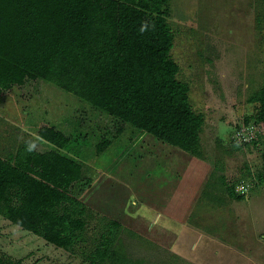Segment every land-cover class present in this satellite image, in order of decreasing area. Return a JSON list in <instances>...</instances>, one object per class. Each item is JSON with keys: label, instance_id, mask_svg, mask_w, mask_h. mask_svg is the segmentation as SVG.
Masks as SVG:
<instances>
[{"label": "rangeland", "instance_id": "1", "mask_svg": "<svg viewBox=\"0 0 264 264\" xmlns=\"http://www.w3.org/2000/svg\"><path fill=\"white\" fill-rule=\"evenodd\" d=\"M168 5L177 78L188 84L189 102L204 117L200 157L140 133L28 73L0 90L3 128L15 134L14 145L19 138L17 159L23 161L32 156L40 127L67 133L90 180L79 192L83 203L95 193L92 201L108 210L120 205L124 214H140L150 207L144 222L137 219L126 228L122 243L144 264H264L262 144L256 138L234 139L255 111L250 96L264 82V3L168 0ZM241 185L248 187L246 197L237 200ZM170 203L176 205L175 218L162 213ZM88 208V240L71 251L0 217V264H90L86 256L101 230L100 214ZM157 214L165 217L161 229Z\"/></svg>", "mask_w": 264, "mask_h": 264}, {"label": "trees", "instance_id": "2", "mask_svg": "<svg viewBox=\"0 0 264 264\" xmlns=\"http://www.w3.org/2000/svg\"><path fill=\"white\" fill-rule=\"evenodd\" d=\"M169 13L168 0H0V90L28 73L200 157L204 117L189 102L188 84L177 78ZM249 102L255 111L243 125L260 127L258 184L264 185V82ZM36 135L51 151L14 164L0 157V217L71 251L88 240L91 212L79 192L90 180L67 133L43 126ZM218 177L216 185L224 186ZM77 187L82 190L74 192ZM97 222L101 234L86 256L90 264H144L123 248L126 227L103 215Z\"/></svg>", "mask_w": 264, "mask_h": 264}, {"label": "crops", "instance_id": "3", "mask_svg": "<svg viewBox=\"0 0 264 264\" xmlns=\"http://www.w3.org/2000/svg\"><path fill=\"white\" fill-rule=\"evenodd\" d=\"M4 127V120L2 119V116L0 115V157L2 159H6V158H12V164L16 163V160L18 158L17 153H18V139H16V144L15 143V134L12 132V134H9L5 131ZM13 130V129H12ZM10 141H9V140ZM35 149L34 152H32V156L37 154V153H46L51 151V147L48 146L47 144H45L43 141H41L38 137L36 138L35 136ZM17 147V148H16ZM15 149H17V151H15ZM107 150H109L107 148ZM71 153L75 156L76 160L78 158V154H75L74 151V147L71 148ZM103 153V152H101ZM99 153V154H101ZM101 178V177H100ZM96 195L95 193L92 195L89 199V201H87V204L84 202V204L88 205V207L92 208L94 211H97L100 215H103L115 222L121 223L124 227H130L133 228L134 226H132V223H136L135 220L139 219L142 220V222H144V215L148 214V212H153L152 209H150V207H147V210L142 211V213L140 212V214H138L136 212V214L134 213H126L124 214L121 209H120V205H117V208H113L112 210H108L104 204L98 202V200L96 202H94V199L92 201L93 196ZM191 200V199H190ZM190 202V201H189ZM172 204L170 203L168 206H164L162 213H164L163 215H166V213L172 212L170 214H167L166 216H169L171 218H175V212L176 211V205L171 206ZM179 207V206H178ZM152 208V207H151ZM115 210V211H114ZM118 210V211H117ZM117 213H122L124 215H118ZM134 215L136 217L139 218H135ZM162 215V216H163ZM159 216V214H157V217L159 219H161V223L159 225V229L162 228L163 223H164V216ZM156 217V219H157Z\"/></svg>", "mask_w": 264, "mask_h": 264}, {"label": "built area", "instance_id": "4", "mask_svg": "<svg viewBox=\"0 0 264 264\" xmlns=\"http://www.w3.org/2000/svg\"><path fill=\"white\" fill-rule=\"evenodd\" d=\"M261 133L260 127L257 125H248L244 127L243 129H239L236 131L234 134V139L236 141H242V142H247L250 141L251 139H254L257 137L258 134ZM246 185H241L239 187L238 192L242 195H246V190H247Z\"/></svg>", "mask_w": 264, "mask_h": 264}, {"label": "clouds", "instance_id": "5", "mask_svg": "<svg viewBox=\"0 0 264 264\" xmlns=\"http://www.w3.org/2000/svg\"><path fill=\"white\" fill-rule=\"evenodd\" d=\"M143 31H145V28L142 26V27H141V32H143Z\"/></svg>", "mask_w": 264, "mask_h": 264}]
</instances>
